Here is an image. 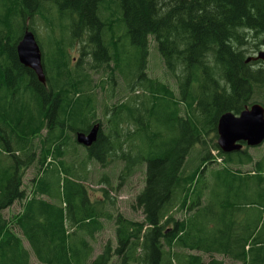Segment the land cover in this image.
<instances>
[{
    "label": "trees",
    "instance_id": "obj_1",
    "mask_svg": "<svg viewBox=\"0 0 264 264\" xmlns=\"http://www.w3.org/2000/svg\"><path fill=\"white\" fill-rule=\"evenodd\" d=\"M47 10L55 17L45 19L58 26L51 29L60 38L49 44L55 62L44 65L43 85L19 63L16 45L25 29L36 38L31 20ZM120 19L137 50L132 67L143 93L111 110L80 165L93 161L105 168L121 161L119 177L145 165L133 204L142 221L113 216L100 200L92 201L75 178L77 158L70 152L80 146L76 132L100 123L88 71L110 62L121 74L130 67L119 66L112 27ZM250 34H264V0H0V264H29L30 252L40 264H225L214 254L236 264H264V154L254 162L244 147L224 153L215 143L221 167H209L216 159L207 151L192 172H184L205 136L217 137L223 113L239 114L254 103L264 107V63L246 56ZM149 36L177 83L178 98L145 74ZM67 43H79L90 61L80 58L72 68ZM43 131L37 151L32 139ZM68 156L75 160L66 164ZM50 157L59 160L46 163ZM252 162L246 173L234 167ZM33 164L40 175L27 196L22 179ZM61 175L62 201L56 203L58 192L51 189ZM21 201V210L6 219L3 211ZM174 210L183 218L176 219ZM102 218L114 221L116 246L107 242L93 257L91 241Z\"/></svg>",
    "mask_w": 264,
    "mask_h": 264
},
{
    "label": "rangeland",
    "instance_id": "obj_2",
    "mask_svg": "<svg viewBox=\"0 0 264 264\" xmlns=\"http://www.w3.org/2000/svg\"><path fill=\"white\" fill-rule=\"evenodd\" d=\"M13 7L11 13H13ZM11 10V9H10ZM9 13V12H8ZM8 13L5 15L4 19H6ZM121 13V12H120ZM44 15H34L32 21L33 27L36 32V40L41 45L42 51V59L43 65L47 66L55 62L54 53L49 48V44L51 46L56 45V40L60 38V31L58 29H51L52 26L58 27L50 21H46V16L48 18H54V12L52 10H47ZM118 17V15H116ZM122 18V15H121ZM6 21H3V25H5ZM15 22V20H13ZM25 23H30L27 19ZM112 29L115 31V37L118 41V45L120 47V63L119 66L123 70L129 67L123 74L119 71H116V65L114 62H110L108 68H100L98 70L88 71L92 89V98L93 105L95 106L94 120L99 121L101 126L104 128L107 119L109 118V113L116 106L121 103L126 102L127 100L135 97L136 95H142V91L139 87V82L137 79V73L134 71L133 67H136L134 60L136 59L137 50L131 44L130 38L126 32L125 25L123 21H114V25ZM17 32V31H16ZM114 34H111L113 36ZM249 45L248 51L246 52L247 57L255 56L259 50L264 49L263 38L264 34L253 36L250 34L249 36ZM50 42V43H49ZM261 42V44H259ZM82 48L79 43H75L74 45L68 44L66 45V52L70 59V66L73 68L75 63L83 58V64L88 63L90 61V56L81 55ZM44 66V67H45ZM134 72V73H132ZM126 73V75H125ZM130 73V75H128ZM132 73V74H131ZM50 77H53V72L48 73ZM145 74L153 79L160 80L164 84H166L170 89L173 90L175 98H178V87L174 77L166 70L162 58L158 52L156 42L153 36L148 37V57L146 63ZM140 97V96H139ZM141 99V97H140ZM180 114L185 115L186 109L183 104H180ZM107 109L108 114H104V111ZM160 116L161 115L160 113ZM105 129V128H104ZM44 131L35 137H33L32 141L34 142V148H39L40 138H43ZM217 144V137L214 134H210L205 136V140L201 145H197L188 155L186 159V163L184 166V172L189 173L192 172L197 165L200 163L201 155L204 153H211L212 157L216 159L215 162L209 163L210 168H218L222 166V159L217 156V151L214 148V144ZM243 149H247V152L252 156L254 162L261 158L264 154V144H261L256 147H247L244 145ZM70 152H73L75 157L77 158V162L74 165L76 168V177L79 178L80 182L87 188L88 193L92 201L100 200L104 207L103 211L110 213L113 216L121 214L122 216L135 220L142 221L143 214L139 208H136L134 204V199L137 193L144 186L145 180V165L141 164L134 169V172L129 175L120 176L121 170L123 168V163L121 161L111 162L107 167L102 168L96 162L90 161L87 162L86 168H83L80 163L85 159V149L81 146H77V148H70ZM221 160L218 161L217 159ZM59 160V159H58ZM58 160H53L51 157L47 159V162H55ZM75 159L70 158L69 156L64 158L66 164L73 161ZM211 161V160H210ZM235 168L239 167L243 173L249 172L253 169V162L246 165L234 166ZM39 165L33 164L24 170V175L22 179V189L26 192L27 196H31L34 191L33 187V179L37 178L39 174ZM43 169H40V171ZM51 171L46 173V178L50 179ZM62 187H63V175L59 178V185L52 186V192L57 194L58 198L56 200H52L56 203H60L62 201ZM104 190L107 192L106 196ZM46 200H50V198L46 195L42 196ZM24 201L15 202L12 206L3 211V216L6 219H12L14 215H16L23 205ZM176 219H181L184 216V213L174 210L173 213ZM102 229L97 232L94 236V239L91 241L93 246V257H95L98 253H100L104 247V245L109 242L112 247L116 246V236H115V225L113 220H108L102 218ZM13 231L20 235V231L17 227H12ZM23 244L26 249L30 252V248L25 240H23ZM188 253L191 254H200L202 255L205 262L210 259V256L207 254H202L197 251H190ZM214 258L222 260L225 264H236L234 261L229 258L220 255L214 254ZM29 264H40L34 258L32 253L30 252Z\"/></svg>",
    "mask_w": 264,
    "mask_h": 264
},
{
    "label": "water",
    "instance_id": "obj_3",
    "mask_svg": "<svg viewBox=\"0 0 264 264\" xmlns=\"http://www.w3.org/2000/svg\"><path fill=\"white\" fill-rule=\"evenodd\" d=\"M262 42L264 44V38ZM16 54L20 64L33 71L38 81L45 84L46 76L42 53L31 30L25 29L23 31L21 39L16 45ZM251 58L259 59L264 63V49L259 50ZM99 129V123H95L87 133L76 132L77 144L85 148L90 147L96 141ZM262 143H264V107L261 104L254 103L239 114L228 111L219 117L217 121V146L222 152L239 151L244 145L256 147Z\"/></svg>",
    "mask_w": 264,
    "mask_h": 264
},
{
    "label": "flooded vegetation",
    "instance_id": "obj_4",
    "mask_svg": "<svg viewBox=\"0 0 264 264\" xmlns=\"http://www.w3.org/2000/svg\"><path fill=\"white\" fill-rule=\"evenodd\" d=\"M18 59V58H17ZM20 63V62H19ZM22 65V64H21ZM43 68H44V65H43ZM44 73H45V70H44ZM46 76V75H45ZM46 84V83H45ZM45 84H43V85H45ZM99 125H100V123H99ZM100 128H101V125H100ZM90 130V129H89ZM89 130H87L86 131V133L89 131ZM81 146V145H80ZM83 147V146H82ZM83 148H85V147H83ZM86 149V148H85Z\"/></svg>",
    "mask_w": 264,
    "mask_h": 264
},
{
    "label": "bare ground",
    "instance_id": "obj_5",
    "mask_svg": "<svg viewBox=\"0 0 264 264\" xmlns=\"http://www.w3.org/2000/svg\"><path fill=\"white\" fill-rule=\"evenodd\" d=\"M57 113V112H56Z\"/></svg>",
    "mask_w": 264,
    "mask_h": 264
}]
</instances>
